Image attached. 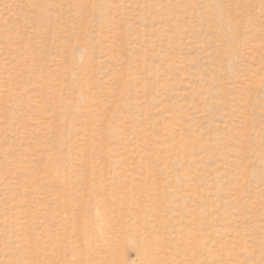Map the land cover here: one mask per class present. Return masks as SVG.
<instances>
[{
	"label": "rangeland",
	"instance_id": "obj_1",
	"mask_svg": "<svg viewBox=\"0 0 264 264\" xmlns=\"http://www.w3.org/2000/svg\"><path fill=\"white\" fill-rule=\"evenodd\" d=\"M0 264H264V0H0Z\"/></svg>",
	"mask_w": 264,
	"mask_h": 264
}]
</instances>
